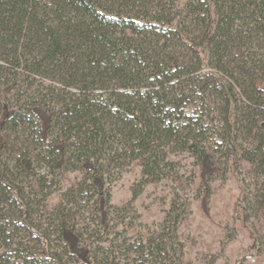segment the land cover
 <instances>
[{
  "label": "trees",
  "instance_id": "obj_1",
  "mask_svg": "<svg viewBox=\"0 0 264 264\" xmlns=\"http://www.w3.org/2000/svg\"><path fill=\"white\" fill-rule=\"evenodd\" d=\"M178 1L0 0V264H11L8 250L21 245L14 241L21 231L46 245L52 235L61 240L65 228L84 243L90 226L107 230L99 218V208L106 213L109 206L101 191L105 174L121 161L138 160L142 176L153 179L174 166L167 155L174 148L201 159L200 141L212 122L229 140L233 165L250 163L236 218L264 207V58L255 69L239 58L247 42L264 39V0H186L176 17L169 8ZM181 51L191 55L189 62L178 61ZM206 66L211 70L202 77ZM47 73L60 86L38 81ZM196 81L204 85L203 100L207 87L223 98L217 118L187 113L185 90ZM36 109L47 114L45 145ZM28 156L49 170L65 162L84 175L51 206L50 228L32 216L38 199L26 195L31 180H18L32 170ZM98 184V194L88 196ZM86 207L94 219L83 216ZM78 210L83 228L71 223ZM158 245L159 254L173 251L169 240ZM106 250L91 246L89 264H111Z\"/></svg>",
  "mask_w": 264,
  "mask_h": 264
},
{
  "label": "rangeland",
  "instance_id": "obj_2",
  "mask_svg": "<svg viewBox=\"0 0 264 264\" xmlns=\"http://www.w3.org/2000/svg\"><path fill=\"white\" fill-rule=\"evenodd\" d=\"M185 1L179 0L175 8H169L171 14L176 13L178 17ZM238 23L239 26L243 24L242 21ZM199 28L195 30V36L199 35ZM181 52L178 61L189 62L191 55ZM263 53L264 39L255 36L245 44L239 58L248 61V65L255 66V69L260 66ZM210 70L211 67L206 66L199 71L201 75L204 74L202 77H206L205 74ZM50 75L53 74L38 75V81L43 85L53 83L60 86L58 82L50 80ZM107 83H111V87L119 85L113 80ZM256 85L262 88V80L258 79ZM201 87L205 90L203 83L196 81L185 90L190 97L187 113L217 118L219 109L216 105L223 98L213 94L207 87L203 100ZM259 108H264V103ZM35 114L41 125L45 145L47 114L42 109H36ZM220 125L212 122L210 130L201 139L200 143L205 150L201 159L187 150L174 148L167 151L174 166L153 179L142 176V165L138 160L121 161L117 168L105 174L101 191L109 196V206L106 213L102 207L99 208V218L102 225L107 220V230H102L100 226H90L87 236L84 235V243L78 240L72 228H65L61 240H56L52 235L46 245L38 244L30 234L21 231L18 233L20 238L14 240L22 241L21 245L18 248L13 245L8 250L9 261L11 264L14 261L19 264H89V249L93 246L97 251V247L101 246L108 249L106 251L111 264H264V207L244 219L236 218L235 204L241 194V178L248 176L246 182L249 181L250 163L238 159L233 165L229 140L221 138L219 132H216ZM19 137L18 142L21 144L23 137ZM239 139L236 142L242 141L241 136ZM31 148L36 150L39 146L35 144ZM27 164L31 172L27 178L22 174L18 180H31L27 183L31 188L27 186L26 195L33 200L35 196L38 199L33 201L36 212L32 216L38 225L47 228L51 225V206L57 204L60 195L84 175L65 162L60 168L49 170L28 156ZM145 179H148L147 182L142 183ZM98 185L97 190L88 189V196L91 193L98 194L101 187ZM42 186L45 188L43 191ZM135 187L138 194L133 197ZM45 192L49 195L42 201ZM75 209H71L72 215ZM84 210L83 216L94 219L95 215L90 208ZM81 213L78 210L79 215L73 217L76 221L71 222L77 228L86 226L80 219ZM166 240L172 244L174 253L170 250L172 252L159 254L158 244ZM47 251L54 257L57 255L56 259L50 258Z\"/></svg>",
  "mask_w": 264,
  "mask_h": 264
}]
</instances>
